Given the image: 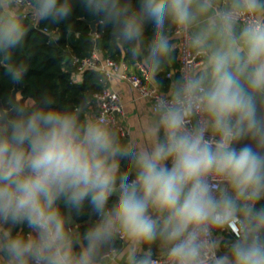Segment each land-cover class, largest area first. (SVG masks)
I'll return each instance as SVG.
<instances>
[{
    "label": "clouds",
    "instance_id": "1",
    "mask_svg": "<svg viewBox=\"0 0 264 264\" xmlns=\"http://www.w3.org/2000/svg\"><path fill=\"white\" fill-rule=\"evenodd\" d=\"M77 9L158 87L177 38L200 63L155 98L139 143L87 100L0 107V264H264V0H0L13 85L25 21L66 24Z\"/></svg>",
    "mask_w": 264,
    "mask_h": 264
},
{
    "label": "trees",
    "instance_id": "2",
    "mask_svg": "<svg viewBox=\"0 0 264 264\" xmlns=\"http://www.w3.org/2000/svg\"><path fill=\"white\" fill-rule=\"evenodd\" d=\"M135 6L136 0H132ZM92 18L82 16L77 9L66 24L50 26L40 24L57 30L58 39L48 41L47 35L35 28L29 21H25L28 29L25 38V47L17 53L18 59L27 68L24 81L18 86L22 97L39 99L42 96L52 97L58 107H74L82 100L90 104L93 101L94 93L105 83L103 74L99 70L85 69L76 77L78 72L68 64L66 56L77 54L88 55L94 48H99L103 53L112 56L114 59L127 58L129 53L126 49L118 47L112 40L111 29L97 28L95 35L90 32L86 20ZM150 35V28L148 29ZM176 51L175 59L170 61L156 73V79L162 81L164 89L168 87L170 79L166 77L172 65H177ZM179 76V72L175 75ZM13 84L4 75L0 68V99L3 106H6ZM130 167L127 165L126 168ZM87 215L80 218L86 220ZM90 223V222H89ZM80 225L81 231L89 225Z\"/></svg>",
    "mask_w": 264,
    "mask_h": 264
},
{
    "label": "built area",
    "instance_id": "3",
    "mask_svg": "<svg viewBox=\"0 0 264 264\" xmlns=\"http://www.w3.org/2000/svg\"><path fill=\"white\" fill-rule=\"evenodd\" d=\"M34 27L44 32L48 37V41L55 39V37H51L48 34H57L55 28L51 29L41 25ZM174 43L176 44L179 75L182 73L186 63H191L193 65L200 63V58L198 56L188 52L184 48L181 39L177 38ZM66 59L68 64L78 73H81L85 69H95L103 74L105 83L94 93L92 105L95 108L96 114L103 113L113 121L117 132L121 136H125L127 130L122 122L124 110L120 93L109 85V82L114 77L124 79L134 86L138 90L140 96L150 101L151 109L157 96L167 94L153 83V80H151L149 76L148 69L134 61L130 55L127 58L116 60L112 56L103 53L101 49L94 48L88 55L79 56L71 53L66 56ZM166 75H170V72H167ZM225 234L230 235L228 233Z\"/></svg>",
    "mask_w": 264,
    "mask_h": 264
},
{
    "label": "crops",
    "instance_id": "4",
    "mask_svg": "<svg viewBox=\"0 0 264 264\" xmlns=\"http://www.w3.org/2000/svg\"><path fill=\"white\" fill-rule=\"evenodd\" d=\"M177 65H172L170 67V75H166L170 79L169 85L172 80L176 78V74L178 73V61H177V55H176V61ZM149 71V70H148ZM149 76L151 80L154 79L152 73L149 71ZM77 78H80V73L76 74ZM155 79H156V74H155ZM109 85L117 90L120 93L122 104H123V110H124V115L122 116V122L127 130V134L125 136H121L118 132V135L121 139L122 142L127 143L131 142L133 140L137 141L138 143L140 142V136H139V125L140 123L153 115L151 111V106H150V101L142 96L139 95L138 90L132 86L128 81L124 79H120L117 77H114L110 82ZM169 85L167 88L159 87L160 90H162L165 93H168L169 91ZM16 98L19 100H27L28 98L31 97H22L20 90L16 94ZM91 110L95 113V108L90 104ZM128 162H122V170H129L130 167H127ZM90 220L89 218H86L84 221H79L78 226L79 230L80 225L84 223H89ZM74 227H76L74 225ZM82 232V231H81ZM227 237L228 235L225 234Z\"/></svg>",
    "mask_w": 264,
    "mask_h": 264
},
{
    "label": "water",
    "instance_id": "5",
    "mask_svg": "<svg viewBox=\"0 0 264 264\" xmlns=\"http://www.w3.org/2000/svg\"><path fill=\"white\" fill-rule=\"evenodd\" d=\"M86 21H87V23L89 24L90 32H91V33H95L96 30L93 31V26H94V24H95L94 20L91 19V20H86ZM18 91H19L18 86L13 85V87H12V89H11V92H10V95H9V98H14V97H15V99H17V98H16V94H17ZM17 100H19V99H17ZM0 107H4L3 104H2V102H1V99H0Z\"/></svg>",
    "mask_w": 264,
    "mask_h": 264
}]
</instances>
